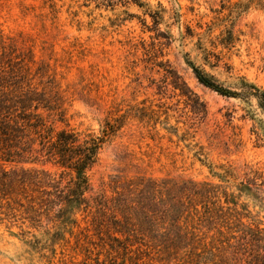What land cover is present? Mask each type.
Here are the masks:
<instances>
[{
  "label": "rangeland",
  "instance_id": "374dc122",
  "mask_svg": "<svg viewBox=\"0 0 264 264\" xmlns=\"http://www.w3.org/2000/svg\"><path fill=\"white\" fill-rule=\"evenodd\" d=\"M243 1L0 0V32L55 72L67 126L97 135L104 120L122 122L87 172L90 196L105 203L106 214L159 218V196L155 206L147 201V183L159 190L164 180L171 192L185 180L237 195L230 185L248 178L264 196L261 109L253 98L224 97L202 86L187 64L232 92L243 80L264 92V13L241 9ZM24 167L59 174L49 163ZM222 168L234 177L220 181L214 172L223 174ZM68 181L63 176L62 184ZM26 193L28 199L39 195ZM239 203L250 212L245 222L264 228V211L243 198ZM91 215L78 214L72 233L53 243L45 233L53 231L51 213H33L21 197H0V264H98L106 229L95 231L91 220L98 216Z\"/></svg>",
  "mask_w": 264,
  "mask_h": 264
},
{
  "label": "trees",
  "instance_id": "16d2710c",
  "mask_svg": "<svg viewBox=\"0 0 264 264\" xmlns=\"http://www.w3.org/2000/svg\"><path fill=\"white\" fill-rule=\"evenodd\" d=\"M239 4L241 9L253 7L264 13V0H244ZM187 64L202 86L224 97L253 98L264 115V92L254 84L243 80L239 91L232 92L191 62ZM62 94L49 65L37 64L30 48L21 49L17 40L0 32V197H21L27 199L33 213L41 209L51 213L53 231L45 232L50 235L49 241L56 243L65 233L71 234L78 225V214L93 217L96 213L98 220H91L94 230L106 229L101 234L103 238L99 236V255L103 259H96L98 264H121L126 260L144 264L143 259L160 263L181 259L186 264H264V228L246 223L248 206L239 203L243 198L264 211L263 191L254 179L230 185L237 195L207 182L182 180L172 192L164 186L167 180L162 181L159 190L149 182L146 199L155 206L154 199L159 196V218L148 212L150 215L144 213L143 222H139L123 210L121 220L106 214L105 203L99 204L90 196L87 172L122 122L120 118L104 120L97 135L69 128ZM38 162L51 164L59 174L24 167ZM222 172H214L222 182L226 176L234 177L229 170L222 168ZM65 175L69 181L62 184ZM26 188L39 195L28 199ZM199 229L204 230L202 236L196 232Z\"/></svg>",
  "mask_w": 264,
  "mask_h": 264
}]
</instances>
